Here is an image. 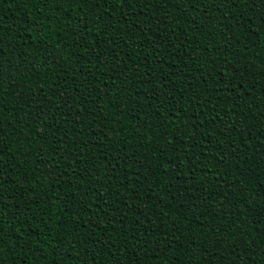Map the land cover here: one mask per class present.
I'll use <instances>...</instances> for the list:
<instances>
[{"label":"trees","instance_id":"trees-1","mask_svg":"<svg viewBox=\"0 0 264 264\" xmlns=\"http://www.w3.org/2000/svg\"><path fill=\"white\" fill-rule=\"evenodd\" d=\"M0 264H264V0H0Z\"/></svg>","mask_w":264,"mask_h":264},{"label":"snow or ice","instance_id":"snow-or-ice-1","mask_svg":"<svg viewBox=\"0 0 264 264\" xmlns=\"http://www.w3.org/2000/svg\"><path fill=\"white\" fill-rule=\"evenodd\" d=\"M100 2L101 0H93V3L96 4L97 6L99 5ZM3 75H4V68L3 66H0V77H2ZM4 227L5 225L2 222H0V231H2Z\"/></svg>","mask_w":264,"mask_h":264}]
</instances>
